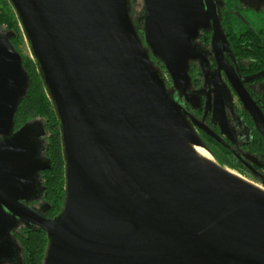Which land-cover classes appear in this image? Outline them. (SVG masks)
<instances>
[{
  "label": "water",
  "instance_id": "95a60500",
  "mask_svg": "<svg viewBox=\"0 0 264 264\" xmlns=\"http://www.w3.org/2000/svg\"><path fill=\"white\" fill-rule=\"evenodd\" d=\"M8 1L59 121L65 196L50 219L47 123L14 132L30 76L0 31V264H24L26 231L48 238L42 264H264V190L217 162L187 108L191 62L209 76L201 33L220 68L228 48L215 2L141 0L136 21L131 0ZM228 78L264 139L262 112ZM213 119L226 133L221 102Z\"/></svg>",
  "mask_w": 264,
  "mask_h": 264
},
{
  "label": "flooded vegetation",
  "instance_id": "af4514ba",
  "mask_svg": "<svg viewBox=\"0 0 264 264\" xmlns=\"http://www.w3.org/2000/svg\"><path fill=\"white\" fill-rule=\"evenodd\" d=\"M213 2L221 14V26L228 40V48L222 54L220 68L216 54L211 50L213 31L201 33L198 46L210 62L209 76L204 75L198 61L191 62L190 94L196 95L197 99H192L194 107L187 104V108L197 121L195 130L212 153L214 150L218 161L226 162L228 168L247 176L264 190V139L228 78V73L236 75L264 116V0ZM158 65L165 71L164 65L159 62ZM167 85L171 87V81ZM208 101L210 111L206 114ZM218 102L226 109V133L222 131L220 123L213 119ZM25 125L17 127L16 121L14 132ZM50 150L48 145L47 155L52 166ZM49 172H42V178L45 179ZM44 179L43 182L48 185ZM34 203L39 205L38 202ZM47 216L53 219L56 215L50 209Z\"/></svg>",
  "mask_w": 264,
  "mask_h": 264
},
{
  "label": "trees",
  "instance_id": "16d2710c",
  "mask_svg": "<svg viewBox=\"0 0 264 264\" xmlns=\"http://www.w3.org/2000/svg\"><path fill=\"white\" fill-rule=\"evenodd\" d=\"M8 5L6 6V10H9V12L10 13L12 12L13 14L11 13V15H12L11 16L10 14L6 15V14H3L2 12H0V31H2L3 33L12 31L16 35L15 39H17V32H16L17 15H16V13H14L12 6L10 4H8ZM17 27H18V25H17ZM24 67L26 70L25 60H24ZM36 70H37V68H36ZM38 76L40 78H38V80H36V84L38 87H40V90L41 89L44 90L45 95H46L45 86L41 80V76H40L39 72H38ZM30 84H31L30 87H32L31 77H30ZM29 91H30V89H29ZM31 95L33 97L30 98V103L27 105V108H29L27 113L30 116H33L34 119H41L47 123L46 131H48V134H49V138H48L49 146L52 147V145H54V146L57 145V147H59L61 154H62V144L60 142L59 121H58V118H56V115L54 113L51 102L48 100V95L46 98L44 96L40 95L39 93H35V94L32 93ZM28 99H25V101H27ZM25 101L21 104L20 109H22L21 107L24 106ZM47 106L52 108L50 112H47V110H46V109H48ZM40 110H41V112H40ZM41 116L45 117L46 119H44ZM213 153H214V157L216 158L214 150H213ZM62 159H63V154H62ZM216 160L222 166L229 167L226 162H220V160L218 161V158H216ZM63 163H64V159H63ZM64 165H65V163H64ZM56 168L54 169V166L52 167V170L54 171V173H55V171H57ZM52 170H51V172H52ZM54 173H52V175L50 177L51 179H49V183H50V180L51 181L54 180V178H53ZM64 186H65V180H64ZM54 187L55 186H53V188L51 190L47 189L48 192L46 194V201L50 202V200L52 199V202H51L52 213H54V211H56L57 213L55 215H57L63 207L65 190H64V188H63V190L60 189L61 194L63 193L62 194L63 195L62 205H61L59 201L55 200L58 197V195L60 194V191ZM45 237H46V234L43 233L42 231H26L22 236L21 235L17 236V239L20 241L22 248L24 250V257H25L24 264H42V260L45 256V252H46V250H45L46 248L44 246L47 247V243H48V239L46 241V239H44Z\"/></svg>",
  "mask_w": 264,
  "mask_h": 264
},
{
  "label": "rangeland",
  "instance_id": "374dc122",
  "mask_svg": "<svg viewBox=\"0 0 264 264\" xmlns=\"http://www.w3.org/2000/svg\"><path fill=\"white\" fill-rule=\"evenodd\" d=\"M8 4H10V2L8 0H0V12H2L3 14H6V15H8V14L11 15L12 12L10 13L9 10H6V6ZM131 7H132V16L134 19H136V21H138L140 19L142 9H143V6L141 5V0H131ZM16 21H17V25H18V27H17V25L15 24L16 25V32H17V39H14L12 41V43H13L15 49H17V51L22 56L23 60H25L26 70H27V72H28V74L32 80V87H30V91H29L30 93H28L29 95L27 97V99L28 98L29 99L27 101H25L24 106L21 107L22 109L19 110L17 117H16V121H17V125H18L17 127H20V126H23L24 124H26L30 120H38V119H34L33 116H30L27 113V111L29 110V108H27V105L30 103V98L33 97L31 94L32 93L33 94L39 93L40 95L44 96L45 98L47 97V95H45L44 90H42V89L40 90V87H38L36 84V80H38V78H40L38 76V72L36 70V64H35V61L32 60L30 48L28 47L27 42L25 40V37L22 34V30L20 28V25L18 24V20L16 19ZM139 23L140 22H137L138 27L140 28L141 24H139ZM156 64L158 65V63H156ZM161 70L163 72V76L165 77L166 81L170 82L171 79L168 76L167 72L164 71V69L162 67H161ZM47 107H48V109H46V108L45 109L47 110V112H50L52 108L49 106H47ZM40 112H41V110H40ZM41 117H43V116H41ZM43 118L46 119L45 117H43ZM49 154L51 155V157H53L52 166H54V169L57 167L56 168L57 171H55V173H54V171L52 170V172L47 174L45 179L48 182V185H46L44 183L45 188H46L45 191L47 194V192H48L47 189L51 190L53 188V186H55L54 188H56L57 190L60 191V194L58 195V197L55 200L59 201L60 204L62 205V197H63L62 194L63 193L61 194L60 189L63 190V188L65 187L64 186L65 166L63 163V159H62V154H61L59 147H57V145L56 146L52 145ZM46 155H47V152H46ZM47 157L49 158L48 155H47ZM225 168L229 169L231 172H234L235 174L239 175L241 178L246 179V180L250 181L251 183L255 184L254 181L250 180L247 176H243L242 174H240L236 170L230 169L228 167H225ZM52 173H54V175H53L54 180L53 181L50 180V183H49V179H51L50 177H51ZM50 202H52V199L50 200ZM56 213L57 212L54 211V213H52V214L55 215ZM44 239H46V241H47L48 238L45 237ZM44 247L46 248V246H44Z\"/></svg>",
  "mask_w": 264,
  "mask_h": 264
},
{
  "label": "bare ground",
  "instance_id": "6f19581e",
  "mask_svg": "<svg viewBox=\"0 0 264 264\" xmlns=\"http://www.w3.org/2000/svg\"><path fill=\"white\" fill-rule=\"evenodd\" d=\"M197 151H198L199 154L202 155L203 157H205V158L209 157V154L206 153V152H204L203 150H201V149H197Z\"/></svg>",
  "mask_w": 264,
  "mask_h": 264
}]
</instances>
